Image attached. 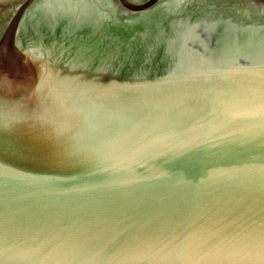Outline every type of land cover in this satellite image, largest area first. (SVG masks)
Here are the masks:
<instances>
[{
	"label": "water",
	"instance_id": "1",
	"mask_svg": "<svg viewBox=\"0 0 264 264\" xmlns=\"http://www.w3.org/2000/svg\"><path fill=\"white\" fill-rule=\"evenodd\" d=\"M0 264H264V0H0Z\"/></svg>",
	"mask_w": 264,
	"mask_h": 264
}]
</instances>
